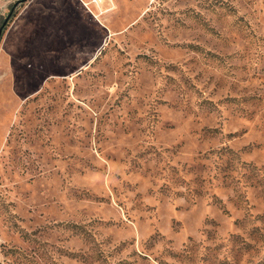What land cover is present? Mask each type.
Listing matches in <instances>:
<instances>
[{"label": "rangeland", "instance_id": "374dc122", "mask_svg": "<svg viewBox=\"0 0 264 264\" xmlns=\"http://www.w3.org/2000/svg\"><path fill=\"white\" fill-rule=\"evenodd\" d=\"M0 0V264H264V0Z\"/></svg>", "mask_w": 264, "mask_h": 264}, {"label": "water", "instance_id": "95a60500", "mask_svg": "<svg viewBox=\"0 0 264 264\" xmlns=\"http://www.w3.org/2000/svg\"><path fill=\"white\" fill-rule=\"evenodd\" d=\"M26 0H20L19 2H25Z\"/></svg>", "mask_w": 264, "mask_h": 264}]
</instances>
